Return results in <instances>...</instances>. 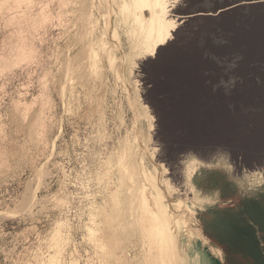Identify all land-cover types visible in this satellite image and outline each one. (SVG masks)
Masks as SVG:
<instances>
[{"label":"rangeland","instance_id":"1","mask_svg":"<svg viewBox=\"0 0 264 264\" xmlns=\"http://www.w3.org/2000/svg\"><path fill=\"white\" fill-rule=\"evenodd\" d=\"M67 1L0 0V264H264V5L236 15L254 42L240 31L230 47L233 30L193 20L144 68L108 41L112 60L81 58L100 34L85 17L72 29ZM210 32L212 53L196 60ZM251 50L256 65L243 60ZM130 155L141 170L162 163L157 178L184 204L175 254L143 241L142 203L123 168Z\"/></svg>","mask_w":264,"mask_h":264},{"label":"bare ground","instance_id":"2","mask_svg":"<svg viewBox=\"0 0 264 264\" xmlns=\"http://www.w3.org/2000/svg\"><path fill=\"white\" fill-rule=\"evenodd\" d=\"M177 1L178 0H93L91 3H89L90 1L87 3V0L67 1L68 2V3L66 2L68 4L67 10L69 11V14H70L69 15L70 17L68 18L70 20H68V23L70 22V26L71 27L74 26L73 22L75 21V19L77 18L83 19L85 17L86 18L85 20L88 21L87 23H91L90 25H92V28L96 27L97 32H99L100 34L101 40L98 41L97 36H95V38L93 39V45H92L91 50H89L88 52H84V53L82 52L81 58L83 59L89 58V60H92L93 65L98 63L99 60L102 59V57L104 58V56L112 60L114 54H112L111 52L107 50L106 41H108V42H112L113 46H117L119 50L126 48L127 53L125 55L129 56L130 54L131 56L133 54L134 57L136 55V57H138L139 66L146 68L147 63L145 62V60L149 58L150 56L154 55L155 53L162 54L165 51V48L163 47L165 43H167L169 47L173 46L174 42L173 43L171 42V40H173L172 38L183 34L185 32L186 26H188L189 23L193 22V20L201 21L211 27L223 28L224 26L225 30L228 29L229 32L233 30L234 31L232 32L233 34L230 32V37L228 34V40H229L228 45L230 47L234 46L232 43V41H235L234 38L239 40L238 38L240 37H238V33H240V31H242L241 33L243 34L242 38L240 39L241 42H244V44L245 43L249 44L251 42H254V40L251 38L252 34L251 36H249L250 34L248 35L247 32L244 30L243 28L244 24L240 22L242 18H238L236 15H238L239 12H241L244 9L249 10L252 7L254 8L257 6L264 5V0H234L227 4H223L215 9L191 10V13L185 16H180L178 14L180 10L174 9ZM16 4H20L19 0H17ZM17 6L19 5H16V7ZM96 10H98L97 12H99V15L101 16V20L99 22H97ZM245 11H243V13ZM198 13L206 15L207 20L205 21L206 18L204 19L196 18ZM235 16L237 18H235ZM239 23H241L242 25ZM82 24H78V25H82ZM82 27L85 28V25ZM72 29H74V27ZM92 30L95 31V29H92ZM82 32H85V29L82 28V30L79 32L80 35H82ZM255 32L253 33L255 34ZM262 32H263V29H262ZM70 33H73V32H70ZM204 38L206 39V41L204 40L201 43V45H205V48L199 47L198 49L195 47L196 60L198 59L205 60L206 58H209L212 53V49H213L212 42L215 41L213 34H211L210 32V34H206V37ZM211 39H214V40L212 41ZM228 40H227V43H228ZM256 45L258 44L256 43ZM260 49H263V48H260ZM243 51H244V48H243ZM251 52L252 50L250 51V54L252 55ZM201 53H203L202 57H201ZM248 55L247 54L246 56L243 55L244 62L246 63L250 62L251 64H255L256 62H258V60H256L257 56L254 57V55L252 56L251 55L248 56ZM180 58H181L180 64L178 65L177 69L175 68V71L177 72L179 71L180 73L182 72L183 74L184 72H187L186 71L187 66L188 64H190L189 63L190 62L189 53L185 54V52H182L180 55ZM132 60H133V56H132ZM21 114L22 113H20V115ZM24 116L21 115V117L23 118ZM38 121H37V117L33 118L32 122L30 123L33 129L37 127ZM137 158L135 157L133 158V156L130 155L128 157V160H126V162L124 163L123 168H124V173L126 175V179L128 181L127 189L133 192L134 195L130 194V192L128 194H130L131 196L132 195L136 196V198L139 199L142 203V205H140L142 208L141 209L142 211L140 209L139 210L140 212H142L140 214L141 215L143 214V215L142 217L140 216L141 219L139 218L140 214L136 218H139V221L143 222V223L140 222V225L141 224L144 225L141 231L142 232L141 235L144 236L143 241L149 246L150 252L153 251L154 254L157 253V255L162 256L163 252H165L166 249L170 251L171 254H175V251L178 250V245L185 243V240H184L185 239V230H184L185 221L183 217L184 204H182V202L180 201L178 197H174V195L177 196L178 194L174 190L176 188L168 182L169 179L164 178L162 180V179L157 178L160 175V171L158 170L159 169L158 167L160 168L163 167V170L164 171L166 170L165 166L162 163L158 164L157 165L158 167H155L153 171L145 169L143 166H142L143 169L141 170L138 165L139 159ZM158 158L161 159L162 158L161 155H159ZM172 168L173 169L178 168L177 163H174V166L172 165ZM175 171H177V169H175ZM163 181H166L165 182L166 184ZM187 208H188V205H187ZM126 217L135 218L133 214H127ZM99 223H101V221ZM140 225L138 224L137 226L141 228L142 225L141 226ZM139 227H136V228L138 229ZM93 228L95 227L93 226ZM96 232L95 233L93 232V233L96 234ZM88 233L92 234V231L90 232L88 231ZM91 234H89V237ZM53 263H54V259H50L48 264H53Z\"/></svg>","mask_w":264,"mask_h":264},{"label":"water","instance_id":"3","mask_svg":"<svg viewBox=\"0 0 264 264\" xmlns=\"http://www.w3.org/2000/svg\"><path fill=\"white\" fill-rule=\"evenodd\" d=\"M190 13H191V10H180V11L178 12V14H179L180 16L189 15Z\"/></svg>","mask_w":264,"mask_h":264}]
</instances>
